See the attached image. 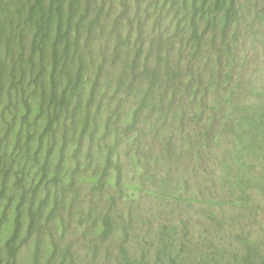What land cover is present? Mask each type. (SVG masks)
<instances>
[{
  "label": "trees",
  "instance_id": "trees-1",
  "mask_svg": "<svg viewBox=\"0 0 264 264\" xmlns=\"http://www.w3.org/2000/svg\"><path fill=\"white\" fill-rule=\"evenodd\" d=\"M236 2L0 0V105L2 101L5 103L3 96L10 91L18 104L5 103L0 111V122L7 132L15 133L11 149L7 144L8 134L0 138V152L12 156L11 166L22 164L20 171L16 167L20 176L16 183L23 181L28 173L33 197L35 188L56 177L66 187L86 183L92 195L88 199L76 191L67 205L76 211L79 220L76 228L84 230L80 234L86 247L81 248L88 256L79 255L70 247H33L42 264H215L213 261L218 260L215 253L226 244L208 243L207 230L201 232L195 243L189 240L193 234L186 225L178 231L170 224H162L146 235L145 243L134 240L130 231L136 225L143 226L145 218L156 217L154 205L148 211L140 207L142 200L161 204L157 211L162 213L169 210L171 201L180 198V190L176 195V188L167 189L173 175L179 180L168 165L180 153L169 146L170 133H165V129L176 118L182 122L179 127L186 120L199 126L210 109L205 99L210 87L215 85L214 69L220 66L222 57L232 54L227 35L235 23ZM6 73L10 77L7 88ZM203 78L209 83L208 88H202ZM227 78L225 75L223 80ZM142 119L145 127L152 121L147 132L141 128L135 130ZM118 120L125 128H133L135 134L133 146L124 141L132 166L127 174L121 173L116 151L115 142L121 140L114 128ZM214 120L203 126V133L198 135L202 140L191 142L189 135L185 137L201 158L203 167V158H211L210 149L222 136L213 133ZM234 125L225 119L222 127L226 130L232 126L230 135L237 137L235 140L249 141L233 145L240 147L236 154L238 163H230V152L218 163L227 178L235 176L232 181L235 186L229 187L228 198L208 193L211 190L204 194L207 186L201 187L200 196L208 205L201 211L205 219H215L212 218L214 205L223 208L229 203L246 208L250 189L264 196L263 181L260 176L252 175L260 159L255 153L264 150V106L253 107L240 118L237 115ZM145 134L159 139L172 160L159 154L151 161L152 146L140 142ZM47 143L51 148L49 160L53 153L60 158H66L69 153L71 159L68 167L51 176L46 175L45 169H38ZM31 146H36L33 152ZM28 163L31 165L26 167ZM106 191L111 195L105 196L101 206L98 200L101 197L97 195ZM22 196H25L23 191ZM55 205L56 193L52 208ZM121 207L125 209L121 211ZM20 208L16 206L17 215ZM35 208L41 216V206ZM37 213L31 206L27 209L30 222ZM61 226L57 224L58 229ZM211 226L218 229L219 223L211 222ZM116 235H121V241L115 248L102 247ZM16 238L17 229L3 247L14 263L20 250L13 247ZM245 244L249 248L241 259L242 264H264V256L260 258L250 249L252 245L248 241ZM138 245L147 247L136 254ZM196 246L214 247L216 252H210L212 257L202 254L198 258L194 252Z\"/></svg>",
  "mask_w": 264,
  "mask_h": 264
},
{
  "label": "rangeland",
  "instance_id": "rangeland-1",
  "mask_svg": "<svg viewBox=\"0 0 264 264\" xmlns=\"http://www.w3.org/2000/svg\"><path fill=\"white\" fill-rule=\"evenodd\" d=\"M236 7L235 23L232 24L227 35L228 46L232 54L228 58L222 57L220 66L217 65L214 69L215 85L210 87L209 95L205 99L206 106L210 107V109L205 113L202 123L196 126L192 120H186L183 121L184 126L179 127L178 125L182 122L176 118L173 124L166 126L165 133H170L168 144L173 149L175 148L174 152L180 153V156L176 160L171 161L172 157L163 150L164 147L161 141L153 138L151 134H145L140 140L141 143L152 146L151 161H154L159 154H162L163 159L171 161L168 167L178 174L179 180L173 175L168 181L167 189L171 191L176 188V192L180 190L178 195L180 198L171 202L166 201V203L170 202L168 205L170 211L162 213L157 211L159 208L161 209V204L154 203L151 200H142L140 207H145L148 211L150 206L154 205L152 207L154 210L157 209L154 212L156 217H153L152 220V217L145 218L142 220L143 226L139 227L136 225L130 231V236L134 240L145 243L146 235L162 224H170V226L176 227L178 231L181 230L182 225H186V227L188 226L187 229L193 234L191 238L190 236L188 238L195 243L201 236V232L207 230L208 243L213 241V244L218 246L221 242L222 245L226 244V247H218L219 250L216 252L214 247L196 246L194 252L198 258L202 254L204 257L209 258L212 257L210 252H216L215 256L218 260L213 261L215 264H233L234 262L242 264L241 259L249 248L245 247L246 241L252 245L253 248L250 247V249L256 251L260 258L264 256V196H261L255 190L250 189L247 191L249 200L245 204L246 208L234 207V204L229 203H226L228 205L223 208L220 205H211L215 211V216L212 218L215 219H205L201 216L202 208L208 206L202 196H200L201 187L207 186L203 191L204 194L207 190H211L208 193L217 194L224 199L228 198L229 187L235 186V183L233 184L232 182L235 176L227 178L224 175L223 166L218 165V163L225 159L226 152H230L232 156L230 161L232 165H235L236 162L238 163L236 154L239 153L240 147L233 145H243L249 141L247 138L246 140H235L237 137H231L230 130L232 126H228L225 130L222 127L224 120L232 121L234 125L237 121V115L240 118L241 114L247 110L264 106V0H237ZM8 71H10V67H8ZM225 75L228 78L223 80ZM9 81L10 77L6 73L4 77L6 88ZM203 82L204 86L202 88H208L209 83L204 78ZM3 98L5 103L11 102L10 104L15 103L18 105L17 101L13 99L12 91H10L9 95H4ZM5 103L2 101L0 111L4 105L6 106ZM188 114H190V111ZM213 118L215 119L213 124H211L213 133L216 136H222L217 140L218 144L213 143L210 149L211 158H203L202 162L205 166L203 167L199 160L201 158H198L196 151L189 147L190 142L185 137L189 135L191 142L202 140V137L198 135L203 133V126H208ZM121 120L124 121L123 117H121ZM119 122L118 120L114 126L116 133H119L121 137V140H116L115 142L116 151L120 158L121 173L127 174L131 171L132 166L130 164L131 160L127 156L129 153L124 141L133 146L135 134L133 133V128H125ZM143 123L144 119L137 122L138 126H136L135 130L141 128V130L147 132V127L150 128L149 125L152 121H148L146 127ZM5 133L8 134L9 141L7 140V144L11 149V144L13 145L15 142V133L7 132L6 127L0 122V138L4 137ZM194 135L196 136L195 140ZM35 147L31 146V152H33ZM46 149L41 154L39 167L38 165L35 167H38L39 170L45 169L47 176L54 175L63 167L70 165L69 153L66 154V158H60L57 153H53V158L49 160L51 148L48 143ZM263 151L260 150L255 153L256 156H260V159L254 166L252 175L255 177L260 176L264 183ZM31 152H28V154ZM47 154L48 157L45 158ZM11 157L8 154L4 156L0 152V264H42L40 257L38 258L34 253L33 247H70L77 250L79 255L87 257L88 254H83L82 251L84 250L81 248L86 247L81 242L82 234H80L84 230L76 228L77 224H79L76 211L70 210L67 205L74 198L76 191L80 196L85 195L89 199V196H92L89 193L90 186L86 183H77L75 186L66 187V184L62 180L58 181L56 177L54 181L47 180L44 183L42 182L39 188H35L33 197L31 188L29 189L28 177L30 176H28V173L25 175L27 178L24 177V180H21L17 185L16 181L20 176L16 172V167L20 171L22 164L11 166ZM29 164L31 165V163H28L25 166L27 167ZM35 167H33V171L34 169L36 171ZM203 169H205V172L202 174ZM152 175L155 177L153 173ZM22 191L25 192V196L21 198ZM161 191L159 189V192ZM55 193L56 205L52 208ZM232 193H236V190H232ZM106 195H111V192L106 191L97 195V198L98 196L101 197L98 198L101 206ZM212 204L217 203L212 202ZM19 205L21 208L17 215L16 206ZM37 205L41 206V216H39L35 208ZM30 206L33 207L34 213H37L31 222L27 214V209ZM120 209L123 211L125 208L121 207ZM217 214L219 216L221 214V216L216 217ZM201 218H203V221H201ZM150 220L152 222L151 226L148 225ZM211 222L219 223L218 229L211 226ZM60 223L62 226L58 229L57 224ZM16 229L17 238L13 243V247H20V250L17 253V261L14 263L13 259L3 250V247L12 238ZM238 236L240 237L239 241L237 240ZM120 239L121 235H116L106 241L102 247L115 248L121 241ZM143 247L147 246L138 245V253L136 254L143 251ZM149 260L151 261L152 258L150 257Z\"/></svg>",
  "mask_w": 264,
  "mask_h": 264
}]
</instances>
